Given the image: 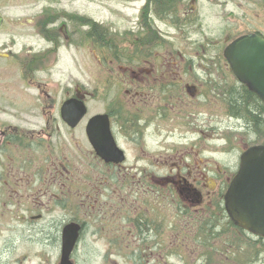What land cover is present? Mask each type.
<instances>
[{
    "label": "flooded vegetation",
    "instance_id": "1",
    "mask_svg": "<svg viewBox=\"0 0 264 264\" xmlns=\"http://www.w3.org/2000/svg\"><path fill=\"white\" fill-rule=\"evenodd\" d=\"M18 1L27 0H0V264H130V255L137 264H214L166 256L202 254L190 241L225 229L235 234L236 253L233 263L227 257L218 264H264L256 246H264V238L233 224L220 200L241 154L264 144L258 140L264 129H249L230 96L244 91L264 102L224 55L239 36L264 38L255 23L238 19L264 10V2L205 0L232 17L241 13L233 19L210 13L203 24L196 18L202 19L204 0H154L153 20L144 3L138 16L147 53L111 55L98 54L109 42L99 41L94 29L81 32L76 15L51 4L32 11ZM162 27L204 31L195 43L199 50L159 53L162 43L178 47ZM84 42L93 59L90 77L99 73L103 81L90 91L52 83L64 78L55 71L62 49L74 59ZM89 101L101 109L91 111ZM82 103L84 116L68 123L63 106L74 117ZM225 115L248 138L223 135L218 117ZM214 218L220 222L212 224ZM245 243L258 250L241 258Z\"/></svg>",
    "mask_w": 264,
    "mask_h": 264
},
{
    "label": "rangeland",
    "instance_id": "2",
    "mask_svg": "<svg viewBox=\"0 0 264 264\" xmlns=\"http://www.w3.org/2000/svg\"><path fill=\"white\" fill-rule=\"evenodd\" d=\"M145 0H27V1H18L20 5L24 4L28 6L29 10H34L40 7H44L47 4H51L52 7L59 11H64L68 15H76L77 19L79 20V25L81 32L88 33L89 29L93 30L94 33L98 36V40H107L109 42V47L102 49L101 46L98 48V54L103 52L111 55H124V54H142L147 53L146 47L142 44L141 38H144V31L141 29V25L143 23L142 17L140 18L138 14L140 13L141 9L140 6L144 3ZM154 2V0H152ZM259 2H264V0H258ZM207 3L209 1L204 0L205 7H200V13L202 15L201 18H196V23L203 24L209 23L210 13H219L223 14L226 18H234L240 16L241 9L237 10L232 17V11L226 10V8H221L217 6V9H210L207 7ZM246 3V0H242V4ZM145 8H148L145 6ZM5 11L9 12V7H4ZM153 7L151 6V8ZM144 10V9H143ZM139 11V12H138ZM202 11V12H201ZM151 16V20L154 19L153 14H149ZM241 20V23H248L252 21L255 23L254 27L264 31V10L256 11L254 8L251 11H248V14L242 15L238 18ZM141 22V23H140ZM140 23V24H139ZM243 23V24H244ZM93 24V27L90 25ZM243 24L238 29L244 28ZM163 34L165 35V39L172 40V44L175 41V37L178 39V47H164V43L160 46H157L156 50L163 54V55H195L196 52L199 50L197 49L195 43H197V39L199 36L203 35L205 32L200 30L199 32L194 29V27L187 28V31H174L173 28H164ZM109 35L107 37L106 35ZM101 34H104L105 37ZM135 37L139 39L132 41ZM170 38V39H169ZM31 40V38H29ZM35 39V38H33ZM191 39V40H189ZM87 44V45H86ZM142 47L141 51L136 52L135 50L138 47ZM67 49V48H66ZM65 48L62 49L60 56L58 57L55 71L62 73V79H51L52 83L58 84V87H75V84H80L83 89L90 91V84L95 85L94 83L98 81H103L100 79V74L98 73L95 79H91L90 77V66L93 61L90 54V46L87 42L82 44V48L80 49L79 53L74 59H71L70 52ZM151 51L154 48H150ZM210 49H207L209 51ZM53 54L50 55V58ZM93 64V63H92ZM100 72V70H99ZM14 82H10L12 87H15ZM102 86L100 89L102 93H105V85L101 84ZM54 86V85H52ZM55 87V86H54ZM2 88V84L0 85ZM100 99V98H99ZM89 106L91 111H98L101 107L95 108L96 106L93 102L89 101ZM220 124H219V131L226 136H240L239 134L248 138L249 134H244V130H242L234 119H231L230 116L225 115L222 117H218ZM243 133V134H242ZM254 138L250 137L249 141H253ZM258 140L264 141L263 138H259ZM217 153L213 154L216 156ZM216 199V197H214ZM213 209V208H211ZM215 213L214 210H210L209 215H213ZM220 220L218 218H214L211 223H219ZM207 223L203 225V230L206 232L207 230ZM226 228V227H225ZM226 231L221 235H215L214 231L213 234H198L196 237L199 239L191 240L190 242L194 241L201 245L203 253L197 255L195 254H178L177 257L173 256H166L168 262L176 261L177 263H191L195 259H200L204 262H210L214 264L219 263L220 258H227L231 259L229 263L234 262V255L235 251V237L234 233L231 229H225ZM245 242V240L243 241ZM242 243V241H241ZM241 258H245L250 252L255 250L257 252L258 248L261 249V252L264 254V246L259 247L256 245L257 249H251L246 246V243L242 245ZM225 249V250H224ZM224 253V255H223ZM130 264H137L138 257L130 255L128 256ZM89 258V257H87ZM164 258V253H163ZM177 259V260H176Z\"/></svg>",
    "mask_w": 264,
    "mask_h": 264
},
{
    "label": "water",
    "instance_id": "3",
    "mask_svg": "<svg viewBox=\"0 0 264 264\" xmlns=\"http://www.w3.org/2000/svg\"><path fill=\"white\" fill-rule=\"evenodd\" d=\"M224 55L232 58L238 78L264 102V38L256 34L240 36L225 48ZM84 112L81 104L77 118ZM90 129L91 122L89 137ZM223 202L234 224L264 237V145L252 146L241 155L239 170L229 181Z\"/></svg>",
    "mask_w": 264,
    "mask_h": 264
},
{
    "label": "trees",
    "instance_id": "4",
    "mask_svg": "<svg viewBox=\"0 0 264 264\" xmlns=\"http://www.w3.org/2000/svg\"><path fill=\"white\" fill-rule=\"evenodd\" d=\"M230 104L233 112L246 121L249 129H264V106L248 92L230 96Z\"/></svg>",
    "mask_w": 264,
    "mask_h": 264
}]
</instances>
